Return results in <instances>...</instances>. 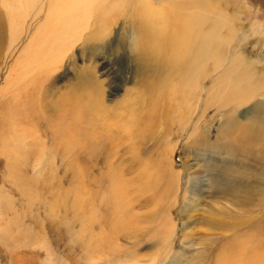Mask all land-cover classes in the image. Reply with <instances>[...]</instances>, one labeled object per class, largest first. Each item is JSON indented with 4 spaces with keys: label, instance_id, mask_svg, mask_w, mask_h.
<instances>
[{
    "label": "rangeland",
    "instance_id": "rangeland-1",
    "mask_svg": "<svg viewBox=\"0 0 264 264\" xmlns=\"http://www.w3.org/2000/svg\"><path fill=\"white\" fill-rule=\"evenodd\" d=\"M117 1L107 42L90 39L89 17L79 36L70 37L72 59L65 56L42 82L46 73H37L26 56L52 0L28 8L0 0V264H218L200 254L207 243L220 246L227 231L202 220L234 206L215 193L211 180L221 176L228 157L213 143L225 110L217 113V103L205 109L204 102L224 69L209 68L181 88L179 72L167 77L170 71L152 53L137 49V0ZM167 1L151 0L158 6ZM210 2L237 18L235 37L221 31L227 60L233 51L258 59L264 75V0ZM14 11L26 19L16 32ZM12 33H19L14 43ZM87 75L103 90L97 116L78 111L79 98L91 89ZM34 81L44 84L33 96ZM164 96L173 97L171 110L161 106ZM259 99L264 103V90L254 102ZM155 100L156 114L150 110ZM249 107L240 106L236 119L245 121ZM196 127L206 145L190 138ZM74 129L82 141L67 148L56 133ZM195 184L201 196H192Z\"/></svg>",
    "mask_w": 264,
    "mask_h": 264
},
{
    "label": "bare ground",
    "instance_id": "bare-ground-1",
    "mask_svg": "<svg viewBox=\"0 0 264 264\" xmlns=\"http://www.w3.org/2000/svg\"><path fill=\"white\" fill-rule=\"evenodd\" d=\"M18 1L28 8L35 0ZM118 7L117 0H52L48 18L37 27L28 45V50L32 48V53L25 58L31 65L33 63L36 66L37 73H46L40 81L45 82L53 75L54 69H58L61 61L73 49L70 37L79 36L83 26L89 23V17L94 18L93 24L91 22L93 29L90 39L106 43L111 34L110 28L115 23L109 17L116 13ZM214 8L210 0H168L166 4L159 6L151 0H137L132 16L138 24L140 37L136 40L137 49L152 53L159 60L157 63L170 71L167 77L179 72L181 81L178 85L181 88L199 80L209 68L224 69L208 90L204 108L208 109L217 103V113L225 110L223 123L213 143L217 145L215 149L218 155L225 154L228 157L223 164L221 176L211 180L215 193L229 197L234 208H220L218 212L213 210L215 216L219 215L218 219L210 216L202 220L210 229L217 228L221 232L227 231L228 234L223 235L218 250V247L211 243L207 247V243L200 258H215L218 264H264V103L262 99L254 102L257 95L264 90V75L262 69L257 67V63H261L258 59L249 60L246 55L233 51L227 60L228 41L221 36V31L225 29L230 38L235 37L237 18L226 14L222 9ZM11 16V28L16 32L22 23L25 24L26 19L21 20L19 16H22V13L15 11ZM18 34L12 33L11 43L16 42ZM65 41L66 44L63 43ZM99 46L101 48V45ZM69 57L67 56L66 60ZM71 59L72 56L69 60ZM49 63L52 64L50 67L53 70L49 69ZM85 81L91 84V89L86 92L87 98V94L81 98L77 97L78 101L83 102L82 109L78 111L84 117L88 112L97 116L103 91L101 84L95 78L92 79L91 75H87ZM42 82L41 85L37 81L33 82V96L43 86ZM178 90V87L170 90V95L176 98L164 96L165 101L161 106L170 105V98L177 99ZM179 100L182 101L181 97ZM246 104L250 107L245 112V121L240 122L236 119L235 112ZM159 105L158 100H155L150 110L159 112ZM171 107L172 105L170 110ZM174 108L172 110H175ZM167 111L164 110L165 113ZM196 132L197 127L190 138L198 144ZM56 134L66 138L63 144L67 148H73L83 137L76 129ZM204 140L200 141L202 146ZM209 140L211 139L208 137L207 141ZM194 178L199 179L200 176L195 174ZM191 192L193 197L201 196V185L195 184Z\"/></svg>",
    "mask_w": 264,
    "mask_h": 264
}]
</instances>
